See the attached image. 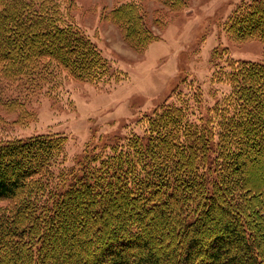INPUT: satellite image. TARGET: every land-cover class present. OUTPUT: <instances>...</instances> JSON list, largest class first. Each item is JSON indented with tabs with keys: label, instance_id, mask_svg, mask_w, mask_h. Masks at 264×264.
<instances>
[{
	"label": "trees",
	"instance_id": "16d2710c",
	"mask_svg": "<svg viewBox=\"0 0 264 264\" xmlns=\"http://www.w3.org/2000/svg\"><path fill=\"white\" fill-rule=\"evenodd\" d=\"M154 1L171 13L187 6ZM70 4L0 0L1 82L58 84L64 76L96 85L111 76L68 20ZM108 17L133 50L155 40L137 1ZM225 28L235 43L264 46V0L239 6ZM226 68L213 80L231 92L208 115L196 120L187 108L164 104L141 120V137L116 140L108 151L93 146L67 169L65 136L0 143V264H264V202L247 199L254 181L245 153L259 149L257 163L264 152V60H231ZM219 212L223 224L214 221ZM155 239L166 249L157 251ZM73 256L81 258L66 262Z\"/></svg>",
	"mask_w": 264,
	"mask_h": 264
},
{
	"label": "rangeland",
	"instance_id": "374dc122",
	"mask_svg": "<svg viewBox=\"0 0 264 264\" xmlns=\"http://www.w3.org/2000/svg\"><path fill=\"white\" fill-rule=\"evenodd\" d=\"M128 1L70 0L68 20L90 38L110 65L111 76L96 85L64 76L57 78L58 84L0 81V143L39 134L65 136L62 163L67 169L93 146L108 151L116 140L119 143L132 136L141 137L145 129L141 120L152 117L164 104L183 106L196 120L208 115L209 109L231 92L227 83L213 80L217 69L227 71L231 60H264L261 42L235 43L225 28L233 12L250 0H186V8L177 13L154 0H134L142 5L146 26L156 35L152 43L137 51L122 40L108 17ZM255 152L260 150L245 152L254 181L247 199L264 202V152L254 163ZM259 214L264 216V209ZM224 219L228 220L215 213V222L223 224ZM208 221L212 223V219ZM211 234L207 230L204 236ZM156 240L152 246L157 251L166 249ZM174 243L180 241L175 239ZM56 246L50 253L51 260L58 256ZM61 246L64 248L63 243ZM50 248L54 249L51 243ZM78 256L66 262L73 263L81 258Z\"/></svg>",
	"mask_w": 264,
	"mask_h": 264
}]
</instances>
